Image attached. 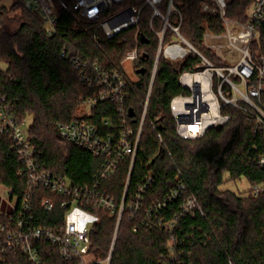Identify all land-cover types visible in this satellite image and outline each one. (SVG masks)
Here are the masks:
<instances>
[{
  "label": "trees",
  "instance_id": "obj_1",
  "mask_svg": "<svg viewBox=\"0 0 264 264\" xmlns=\"http://www.w3.org/2000/svg\"><path fill=\"white\" fill-rule=\"evenodd\" d=\"M65 1L73 5L75 0ZM208 1L174 0V4L182 14L181 34L207 58H212L204 35L224 30L218 15L202 12ZM253 1L229 0V17L246 19ZM151 17V8L145 7L140 20V52L146 53L148 60L140 59L135 66V94L126 98L123 114L118 102L104 101L86 118L95 123L103 119L117 123L124 116L127 123L138 127L159 45L158 37L149 27ZM155 27H161L159 20ZM135 34L136 28L131 27L109 38L100 29L98 47L64 9L58 10L56 32L49 36L43 20L25 7L24 0H16L10 7L0 6V60L8 65L6 71L0 70V99H5L4 103L11 106L22 124L32 116L28 137L44 169L81 185L92 183L103 169L105 158L96 157L59 135L60 124L81 119L84 104L94 93L81 83L82 68L77 69L73 59L79 58L81 63L98 62L111 69L101 49L121 57L133 49ZM251 53L255 60L264 57V25L258 30ZM199 65L200 60L193 54L177 62L160 58L133 168L130 159L122 160L116 171L102 180V191L120 204L128 181L129 201L144 179L152 175L154 183L146 197L148 207L163 200L176 187L181 173L205 215L186 216L180 221L176 231L177 252H181L185 264H264V194H254L255 186L264 187V164L260 163L264 156V134L257 129L255 120L238 109L226 107L222 113L229 115L230 121L221 128L212 127L202 138L194 140H184L177 134L170 104L175 96L190 94L179 83V77L183 72L198 70ZM152 123L157 124V131ZM158 135L171 156L163 149ZM24 167L12 139L0 134V184L12 188L19 199L27 182L25 175H20ZM226 173L228 181L245 177L251 189L245 195L221 191L219 187L225 182ZM49 196L44 189L35 192L32 221L35 227H52L65 216L61 198H54L57 204L52 212L41 206L42 199ZM178 206L179 201L173 203L163 216L170 218ZM16 216L17 212L11 215L0 212V241L7 235L2 226L9 225ZM99 219L90 233V254L94 260H106L111 253L110 264H165L161 255L168 250L167 231L151 221L144 223L139 217L131 218L128 212L123 214L118 227L117 215L108 211L100 212ZM39 250L45 264H79L65 261L58 248L48 243H40ZM0 264L29 262L23 255L9 254Z\"/></svg>",
  "mask_w": 264,
  "mask_h": 264
},
{
  "label": "built area",
  "instance_id": "obj_2",
  "mask_svg": "<svg viewBox=\"0 0 264 264\" xmlns=\"http://www.w3.org/2000/svg\"><path fill=\"white\" fill-rule=\"evenodd\" d=\"M24 5L40 16L49 36L56 32L59 9L66 10L78 27L92 36L98 47L97 33L100 29L109 38L131 27L136 28V34L133 49L121 57L101 49L111 69L102 67L98 62L81 63L79 58L73 59L76 68H82L81 83L93 89L94 93L86 100L81 119L60 124L58 131L63 140L96 157L105 158L103 169L90 184H74L67 176L44 169L29 141L28 131L23 128L24 123L17 119L11 106L4 103L5 99H0V134L10 137L14 142V149L25 165L20 175H25L27 181L21 199L13 194L12 188H7L6 202L12 206L16 199V205L11 212H0L6 215L17 212V216L10 219L9 225L2 226V231L7 235L0 241V261L6 255L13 254L25 256L29 264H45L39 244L48 243L58 248L65 261L110 264L111 253L103 261L94 260L90 254L91 230L99 222L100 212L108 211L111 215H117V227L123 214L128 212L131 218L139 217L144 223L151 221L167 231L170 236L168 250L161 258L165 264H185L181 252H177L179 241L176 231L180 221L186 216H205L186 178L179 173L176 187L163 200L148 207L146 197L154 183L152 175L144 179L129 201L128 181L120 204L102 191V180L113 174L124 159H130L131 170L133 168L148 117L160 58L177 62L193 54L200 60L198 70L183 72L179 77V83L190 94L177 95L170 104L180 138L200 139L210 128L227 124L230 116L222 113L226 107H233L251 116L257 129L264 134V57L255 60L251 53L258 30L264 25V0L253 1L254 10L245 22H237L229 17L227 0H209L203 4V13L218 15L223 23V33L206 32L204 35L205 45L214 50L220 59L229 60L223 66L214 65L181 34L182 14L174 0H75L73 5L65 0H24ZM145 7L152 10L149 27L158 37L159 45L140 123L137 128L133 127L123 115L117 123L110 119L95 123L86 117L91 115L99 102H118L119 112L123 114L126 98L135 94L134 69L144 54L140 52V20ZM174 16H177V20H173ZM157 20L161 22L159 29L155 27ZM225 51L228 52L226 56L223 54ZM65 54L66 51L62 55ZM152 127L158 130L157 124L152 123ZM158 136L163 149L171 156L163 138ZM260 163L264 164V156ZM39 189L50 194L41 201V206L47 212L55 209L57 203L54 198L63 200L65 216L52 227L33 226V200ZM254 194H264V187L255 186ZM178 201L179 208L171 212L170 218L163 216L168 207Z\"/></svg>",
  "mask_w": 264,
  "mask_h": 264
},
{
  "label": "rangeland",
  "instance_id": "obj_3",
  "mask_svg": "<svg viewBox=\"0 0 264 264\" xmlns=\"http://www.w3.org/2000/svg\"><path fill=\"white\" fill-rule=\"evenodd\" d=\"M16 0H0V6H6V7H10L12 6V4L15 2ZM228 3V7H229V0H227ZM254 8L253 6H251L248 10H247V14L251 15L253 12ZM233 19V18H231ZM237 22H245L247 21L246 19H233ZM212 58H209L214 65L216 66H223V65H227L229 63V60H225V59H220L218 54L212 50ZM228 52H224L223 54L226 56ZM8 68V65L5 61L0 60V70L1 71H6ZM132 74V73H130ZM144 104V103H143ZM143 104L141 105V107H143ZM32 123V116H28L24 122L23 128L25 130L28 131L29 126ZM229 175L226 173L224 175V179L225 182L223 184L220 185L219 189L221 191H225V190H229L232 191L236 194L239 195H245L246 192H248L251 189V184L249 183V181L245 178L242 177L240 180H236V181H228ZM6 195H7V187H5L4 185L0 184V211L1 212H11L14 208V206L16 205V199L13 200L12 202V206H10L7 202H6Z\"/></svg>",
  "mask_w": 264,
  "mask_h": 264
},
{
  "label": "water",
  "instance_id": "obj_4",
  "mask_svg": "<svg viewBox=\"0 0 264 264\" xmlns=\"http://www.w3.org/2000/svg\"><path fill=\"white\" fill-rule=\"evenodd\" d=\"M141 60L146 62L148 60V55L146 53H144L142 56H141ZM143 70H140L139 72H142ZM222 125H218L217 128H221Z\"/></svg>",
  "mask_w": 264,
  "mask_h": 264
}]
</instances>
